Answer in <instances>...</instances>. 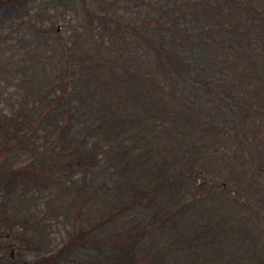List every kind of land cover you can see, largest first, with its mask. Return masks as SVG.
<instances>
[{
	"label": "rangeland",
	"instance_id": "1",
	"mask_svg": "<svg viewBox=\"0 0 264 264\" xmlns=\"http://www.w3.org/2000/svg\"><path fill=\"white\" fill-rule=\"evenodd\" d=\"M166 1L174 7L185 0H85V4L82 0H1L0 61L9 70L0 74V113H11L20 104L30 108L41 96L36 92L38 87L43 84L45 88L48 79L56 76L54 80L58 81L67 70L77 72L85 67L73 79L72 87L79 93L74 102L61 106L54 112V119L49 116L42 121L37 134L12 149L4 159L5 165L11 167L28 162L41 165L48 177H44L46 182L42 184L19 182L9 192L0 187L1 264L9 263L11 258L15 259L13 264H33L58 251L74 235L76 224L79 225L76 222L79 212L80 225L87 229L101 217L105 218L113 205L119 208L123 201L130 202L116 220L88 233L89 240L95 243L97 239L112 238L116 232L134 231L137 224L147 220V215L152 216L151 222L155 217L160 222L158 213L160 217L167 215L197 196H200L197 206L179 215L172 223L175 248L167 260L162 258L160 264H195L191 259L197 260L196 264H243L244 255L251 256L253 264L258 253L264 251V218L256 216L261 212L264 217V201L260 199L264 163L255 165L254 179L241 149H235L239 142L232 143L234 152L227 148L229 133L219 134L223 144L214 149L215 138L203 128L212 118V111L207 106L212 103L199 105L196 119L188 107L189 102L200 100L198 91L207 96L204 84L185 90V103L176 101L178 110L175 109L174 114L172 108L175 105L170 96H163V74L156 69V55L143 41V34L145 26L146 36L156 42L169 33V29L163 27V19L168 17V13L163 17V8H169V5L163 6ZM205 1L213 6L220 2L221 7L212 9L200 0L184 2L186 11L202 12V27L208 26L209 21L219 25L225 21L238 22L242 17L237 15L238 10L243 12L241 5L234 0H228L231 4L224 3L226 0ZM178 12L174 8L171 15L176 16ZM100 15L113 20L110 26L100 24ZM196 20V15L179 17V26L191 29L184 31L183 37L198 35L199 31H195L198 27L192 25ZM115 22H131L141 27L134 32L126 31L115 40L109 29L116 28ZM245 22L252 24L250 20ZM251 38L253 47L245 44L238 50L241 44L234 40L233 48L226 45L221 50L219 57L225 59L222 62L225 71H212L208 76H220L223 89L218 95L251 90L248 96L254 99V91L264 88V51L260 49V40ZM201 47V51L210 50L208 54L217 55L210 46L201 44ZM241 61L246 65H241ZM215 64L222 66L218 61ZM23 80L35 89L26 99ZM85 89L91 93H81ZM71 105L77 106L79 118L74 126L79 129L70 137L67 133L68 140H59L56 148L71 147L76 138L79 151L98 144L101 151L93 170L76 168L75 160L70 158L72 149L59 155L45 152L50 141L58 137L55 127L62 123L64 109ZM93 111L95 115L86 119V124L95 128L90 132L91 136L84 139L82 131L86 124L82 119ZM214 114L219 116L222 112L214 109ZM242 122L246 140L248 126H252L253 132V124H258L256 118ZM22 127L16 137L26 131L27 123ZM47 129L51 134L48 137L44 134ZM260 130L264 136V123ZM256 139L259 147H264V138L258 136ZM4 141L5 130L0 127V146ZM13 143L14 140L10 145ZM206 157L207 162L202 164ZM55 158L63 160L54 163ZM164 166L168 167L165 173ZM200 167L202 171L196 173ZM108 172L110 181L104 183ZM60 173L65 177L64 181H59ZM220 178H225V185ZM163 181L166 184L157 189ZM214 182L217 185H212ZM139 192L144 197H154L155 204L132 203ZM247 192L245 203L249 207L242 209L237 201ZM197 207L202 209L203 217L195 213ZM9 217L18 221L7 225L5 221ZM239 217L244 221H239ZM225 219L234 221L235 226L226 227ZM210 220L213 221L211 225ZM147 226L148 222L144 227ZM12 232H21V237L10 238ZM168 232L172 233V229ZM29 234L33 238L28 241ZM163 234V228L146 233L138 245V252L141 254L143 249L152 246L163 253ZM234 235L251 237L241 241L239 246ZM93 243L87 242L86 248L71 250L68 257L72 261L61 260L60 263L87 264L90 254L96 253Z\"/></svg>",
	"mask_w": 264,
	"mask_h": 264
},
{
	"label": "trees",
	"instance_id": "2",
	"mask_svg": "<svg viewBox=\"0 0 264 264\" xmlns=\"http://www.w3.org/2000/svg\"><path fill=\"white\" fill-rule=\"evenodd\" d=\"M82 1L84 3L85 0ZM200 1L203 2L204 6H209L210 8L212 7V9L221 7L220 2H217V5L213 6L214 4H209L205 0ZM226 1L227 2L224 3L231 4V2H228V0ZM234 1L241 5V10L243 11H237V15L239 17L242 16L240 17L238 22L225 21V24L221 23L219 25H215L209 21L208 26L203 27L201 25L203 22V18L201 17L202 12H197L196 9H189L188 11H186V9L184 8V2H186V0L179 5H175L174 7H171L170 4L166 1L163 3V6L169 5V8H163V17L165 13H168V17L163 19V27L168 28L169 33L163 37L162 41L159 40L154 42L152 39L146 36L145 33L147 32V29L143 25L144 39H142L145 44L154 51L156 55L154 61L156 62V69H160L163 74V96H170L172 103L175 105V108H172L173 114L175 113V109L178 110L176 101L185 103L184 97H187L185 95V90L189 88H197L196 85L198 84H204L206 88L205 90L208 91L207 96L198 91V97L200 100H190L191 102L188 103V107L191 115L193 117L195 116L196 119L197 107L199 105L203 106V104L212 103V105L207 104L208 108H210L212 111V118H209L207 124L203 126V128H205V131L207 133H210L213 138H215L217 144L214 145V149L217 150L219 148V145L223 144L222 140H219V134L229 133L230 137L226 143V145H228L227 148H230L231 151L234 152L235 150L232 149V143L237 144L239 142L240 145H236L235 149H241L242 152L245 151L246 153H248V161H254L255 164L257 162L263 164L264 147H259L256 138L258 136L264 138L260 130L262 124L264 123V88H262V91L259 92L257 90V92L254 91V99H251L248 96L251 90L245 91L243 93L228 92L227 95H218L219 92L223 89L221 87V81L220 79H218L220 76L216 74L215 76L218 77H208L212 71H225L223 67L224 64L222 63L225 61V59L219 57V54H221V50H223V47H225L226 45L230 46V48H233L234 40L238 41L241 44V46H239L237 49L242 50V46L245 44H247L248 47H253L251 37L254 36L258 40H260V49L264 51V0ZM174 8H177L179 10L176 16L171 15V10ZM187 14L197 16V20L193 22L192 25L198 27L195 31H199V33L193 38L192 36L183 37V34L187 30L189 31L191 29L189 26L180 27L178 24L179 17L183 16L184 18H187ZM90 15H92V13H90ZM98 19L100 20V24L107 23L109 26L111 21L113 22L110 17L104 18L103 15H100ZM246 20H250L252 24L250 25L246 23ZM115 24V29H111V27H109L111 31L110 33L114 35L115 40L119 38L121 34L126 33V31L134 32L141 27L134 23L131 24V22H115ZM258 26L260 27L259 29ZM261 32L263 33V35H260ZM1 36L2 35L0 33V37ZM201 44H206L216 50L217 55L208 54L210 50L201 51L199 49H203L201 47ZM251 51H254V48H251ZM257 53L261 55L260 51L258 50ZM69 55L70 57H73V54H71V52ZM213 59L216 60V62L218 61V63L222 64V66L216 65V62L213 61ZM240 63L243 66L246 65L244 61H241ZM231 65L234 66V64ZM83 68L85 69V67L79 68L77 72L82 71ZM7 70L9 69L6 67L5 63L0 61V74L2 71ZM226 70H228V68H226ZM67 71L68 72H66V74L60 80L55 81V76L45 82V88L43 87V84L41 85V87H38L40 89H37L36 92L40 93L41 96L38 99V102L36 104H33L30 108H26L24 104H20L18 106L19 108L11 111V113H0V127L4 128L5 130V141L3 146H0L1 190L2 188H5V190L9 192L19 182L29 183V185L42 184L46 182V178L44 177H48V174L47 172H45L44 168L40 167L41 165L34 166L33 163L30 164V162H28L20 167H11L5 165L4 159L9 155L12 149L25 144L31 137L35 136L37 134V129H39V127L42 125V121H44L49 116L51 117L50 119H54V112L60 110L61 106L63 107L68 102H74V98L79 95V93L74 91V88L72 87V85L74 84L73 79L75 78L77 72L69 70ZM233 71H235L234 68ZM24 75L26 76L25 73ZM23 82L25 84L24 98L26 99L30 94L33 93L35 89H32V85L27 81L23 80ZM55 88L57 89V92ZM81 93L87 95L90 94L91 91L85 89ZM76 109L77 106L73 105H71L70 108L64 109L62 113V123L55 127L58 137L55 140L52 139L50 141L51 144L45 152L59 155L60 153L63 154L65 151L72 149L70 158H73L75 160L73 163L74 166L76 168L81 167L83 171L93 170L97 167L96 157L101 151V148L98 144H95L85 151H79L77 149L78 138H76L72 140L71 147L69 146L66 148V146H62V148L60 149L56 148L58 146L59 140H68V136H66L67 133L70 137L71 134L74 133V130L77 131L79 129L75 128L74 126L75 120L79 118L76 115ZM214 109L220 110L222 114H220L219 116L215 115ZM93 114L95 115L94 111L91 115L89 114L88 116H84L82 122L86 124V119L92 117ZM165 116L168 115L165 113ZM251 118H256V123L258 124V126H256V124H253V127L255 128V131L253 132L252 126H248L246 130V136L248 138L245 140L242 132V120H248ZM175 120L177 122L179 121L178 118H175ZM25 123H27L26 131L21 136L16 137L18 134V130L22 126L25 127ZM94 128L95 127L91 126L90 124H86L84 126V130L82 131V134L84 133V139L91 136L90 132L94 131ZM48 130L49 129H47L44 133L46 137L51 135L49 134L50 132H48ZM12 140H14V143L10 145V142ZM186 148L187 147H185V149ZM228 154L231 153L228 152ZM53 160L54 163H59L63 159L55 158ZM167 168V166H164V173ZM201 169L202 167L196 169V173H200ZM65 175L66 174H64V176ZM58 179L59 181H64L65 177H63L62 173H60ZM105 179L106 180L103 182L109 183V172L105 174ZM165 184L166 183L164 181L163 183L160 182V184L157 185V189L161 188V186ZM262 185L263 186H261L260 199L263 198L262 200L264 201V184ZM85 193H87V191ZM144 196L139 192L138 196L133 199L132 203L136 202L138 204H142L141 206H152L153 204H155L154 197L147 198ZM198 197L200 196H197L196 199L194 198L192 201L183 203L181 206L176 207L167 215H163L162 217H160V213H158L156 216L160 219V222H157L156 217L154 221L151 222L150 220L152 216L149 217V215H147V220L137 224L134 231L123 230L122 232H116L112 238L101 240L97 239L95 241L96 244L89 240L88 233L95 231V229L104 225L105 223L116 220L119 216L122 215L124 210H127L128 203L130 202L123 201L122 205L119 208H116L115 205H113L111 211L107 213V216L105 218L101 217V219L95 221L87 229L82 228V226L80 225V220L82 217L80 215L81 213L79 212L80 214L77 213L76 216V222H78L79 225L76 224V230L74 235L70 237L71 239H69L63 246H61L58 251L47 257L40 258L36 261V263L33 264H61V260L72 261V259L68 257L71 250L75 248H86L85 245L87 244V242L93 243L96 246V253L90 254L91 258L93 256H95V258L93 260H90L91 258L88 259L87 264H106L108 262L109 264H160L162 258L163 260H167L168 256L171 254V251L173 250V248H175L173 247L175 238L172 237L175 229L172 226V223L179 215H182L189 209L195 208L198 204V202H196L197 199H199ZM4 202H6V200H4ZM239 202L243 209H247L249 207V205L247 206V203H243V198L239 200ZM1 203H3V200H1ZM259 203H261V200L258 201V204ZM1 212L2 210L0 209V213ZM195 213L197 215L199 214L200 217H203L204 215L202 209H198V207L197 210H195ZM249 216L251 215H248V217ZM256 216L258 218L260 217L261 219L264 218L263 216H261V212H257ZM6 219L7 218H5V220ZM17 221L18 219L9 217L5 222H7V225H11L15 224ZM147 222L148 226L146 228L144 226ZM209 223L211 225L213 224V221L210 220ZM224 223L225 226L229 228H231L230 226H235V222H231L228 219H225ZM219 224L221 225V222H219ZM156 228H163V253H161L158 249L150 246L143 249L140 254V252H138V245L144 240L146 233H151ZM169 228L172 229V233H167V230ZM12 233L14 234H10V238L21 237V235H19L21 232ZM232 235L233 232H231V236ZM27 237L26 238L29 241L33 238V235L29 234V236L27 235ZM250 237L251 235H249L248 237L245 236V238H243L242 236L240 238L238 236L236 237V235L233 236L234 239L239 240V246L241 244V241H245ZM165 238L166 240L164 241ZM168 248L169 250H166ZM243 257H245V260L241 259V257L238 256V258L243 261V264H251V256L244 255ZM13 261H15V259L11 258L10 262H7V264H13ZM113 261L116 262L114 263ZM191 261L195 262V264L197 262V260L195 259H191ZM254 261L256 263L253 264H264L263 249L258 253Z\"/></svg>",
	"mask_w": 264,
	"mask_h": 264
},
{
	"label": "flooded vegetation",
	"instance_id": "3",
	"mask_svg": "<svg viewBox=\"0 0 264 264\" xmlns=\"http://www.w3.org/2000/svg\"><path fill=\"white\" fill-rule=\"evenodd\" d=\"M0 238H1V234H0ZM0 258H1V239H0ZM1 264V262H0Z\"/></svg>",
	"mask_w": 264,
	"mask_h": 264
}]
</instances>
